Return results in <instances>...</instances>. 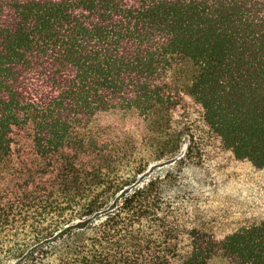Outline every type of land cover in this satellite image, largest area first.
Listing matches in <instances>:
<instances>
[{
  "label": "trees",
  "instance_id": "obj_1",
  "mask_svg": "<svg viewBox=\"0 0 264 264\" xmlns=\"http://www.w3.org/2000/svg\"><path fill=\"white\" fill-rule=\"evenodd\" d=\"M183 95L249 173L213 181ZM119 109L168 115L151 159L91 132ZM216 258L264 264V0H0V264Z\"/></svg>",
  "mask_w": 264,
  "mask_h": 264
},
{
  "label": "rangeland",
  "instance_id": "obj_2",
  "mask_svg": "<svg viewBox=\"0 0 264 264\" xmlns=\"http://www.w3.org/2000/svg\"><path fill=\"white\" fill-rule=\"evenodd\" d=\"M172 120L181 127H191L196 138L202 143L204 165L210 177L217 185L237 181L242 175L251 171V164L235 158L225 147L219 136L206 125L202 108L187 96L182 97L175 109ZM169 122L167 114L164 121L153 122L140 116L135 110H111L100 113L91 126L93 135L111 139L125 149L128 157L151 159L152 145L160 136L161 130ZM184 140L181 153L186 151ZM153 163V162H151ZM168 165L159 167L166 168ZM210 264H230L224 259L216 258Z\"/></svg>",
  "mask_w": 264,
  "mask_h": 264
}]
</instances>
